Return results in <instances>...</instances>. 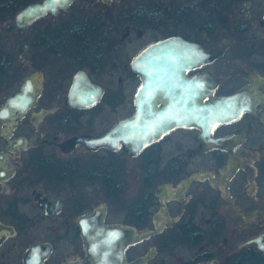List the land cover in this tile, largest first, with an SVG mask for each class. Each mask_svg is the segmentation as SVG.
<instances>
[{"label": "flooded vegetation", "instance_id": "obj_1", "mask_svg": "<svg viewBox=\"0 0 264 264\" xmlns=\"http://www.w3.org/2000/svg\"><path fill=\"white\" fill-rule=\"evenodd\" d=\"M43 2L0 0V264H264V0H54L20 28ZM142 85L157 137L96 144ZM181 87L238 100L177 124Z\"/></svg>", "mask_w": 264, "mask_h": 264}, {"label": "water", "instance_id": "obj_2", "mask_svg": "<svg viewBox=\"0 0 264 264\" xmlns=\"http://www.w3.org/2000/svg\"><path fill=\"white\" fill-rule=\"evenodd\" d=\"M54 4V0H44L43 3H37V4H29L26 7H24L23 9H21L16 16V23L20 28H23L25 26H27L34 18H36L38 15L44 14L47 9H52V6ZM164 43V45L167 47L168 43L167 42H162ZM158 45H162L161 43L154 45L151 47V50L155 49L157 50ZM209 57L211 58L214 54L215 51H212V53H209ZM145 53H140L137 58L134 60V69L138 72L141 71V69L143 68L144 64H143V59H145ZM200 56L198 55L197 57H185L184 55H181L180 57V68H186L188 66H190V64L192 62H198L200 60ZM149 67H155L154 63L152 60L149 61ZM190 83V82H188ZM33 85V75L32 76H28L22 83V90L16 94L15 96L9 97L6 100L5 103V108H4V112L6 115H13L15 114V112H17V110H21V113L26 109V107L28 106V101L31 100V98L33 97L30 89L32 88ZM158 84L155 81H150L148 84V92L150 93V91L152 89H154L155 87H157ZM41 87V83L38 84V88ZM182 88V87H181ZM180 88V94H181V112L180 115L181 117L179 119H177V124H188L189 120L187 121H183L182 117L184 115H189L191 117H196V123L200 124L199 119H206L207 121H210L211 125L214 126V124H216L217 122L221 121V120H225L228 117L231 116V113L233 111V108L230 107L229 104L236 102L238 100L237 96H233V97H229V98H225V97H214L213 98V104L212 105H197L196 109L193 110V107L191 106V108L189 109L188 106L184 105V97H186L187 99L192 100V97L196 94V99L199 98L198 96L200 95V92H195L189 89H183L181 90ZM146 91H147V87L142 85L139 88V91L137 93V97H136V102H137V106H138V112H136V114L134 115V117L130 120H126L123 121L121 123H119L115 128H113L112 130H109L108 132L96 137V144H107V145H111V140L113 137H117L120 139H123L124 141H131L134 143H147L150 140L154 139L157 137V129L162 125L159 122H154L151 119H148V125H147V130L150 133V136L148 138H145L142 136L143 132H147L146 129H144V126H142V118L145 116V112H143L145 110V105L143 103V100L145 99L144 96H146ZM39 92V89H37V93ZM156 93V91H155ZM150 97L151 95L148 94ZM96 97H98V92L96 93ZM34 98V97H33ZM152 99V98H149ZM153 105H151L150 103L148 104V114L149 116H153ZM144 108V109H143ZM20 113V114H21ZM160 114L162 113H156V116H160ZM19 115V114H18ZM17 115V116H18ZM175 115H178L177 113ZM157 119V117H155ZM156 126V129L155 127ZM102 244H112V241L110 240V238L108 237L107 240H102L101 241ZM93 244V243H91Z\"/></svg>", "mask_w": 264, "mask_h": 264}]
</instances>
